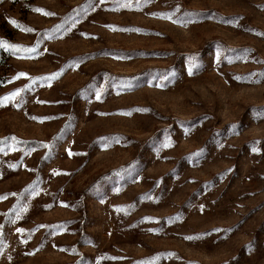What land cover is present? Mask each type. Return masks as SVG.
Wrapping results in <instances>:
<instances>
[{
	"label": "rangeland",
	"instance_id": "1",
	"mask_svg": "<svg viewBox=\"0 0 264 264\" xmlns=\"http://www.w3.org/2000/svg\"><path fill=\"white\" fill-rule=\"evenodd\" d=\"M0 39V264H264V0H0Z\"/></svg>",
	"mask_w": 264,
	"mask_h": 264
},
{
	"label": "snow or ice",
	"instance_id": "2",
	"mask_svg": "<svg viewBox=\"0 0 264 264\" xmlns=\"http://www.w3.org/2000/svg\"><path fill=\"white\" fill-rule=\"evenodd\" d=\"M32 10L33 11H36V12H41V13L46 14V15H52V13H46V12H44L43 9H40V8H33ZM10 23H12L16 27L22 28V30H25V31H33L32 29H26V28H24V26L19 25L15 20H10ZM37 44H38V42H37ZM36 46L37 45H33L32 48H24V46H22V45L9 44L7 41H4V40L0 39V48H5V49H12V50L24 49L27 52H34L35 49H36ZM25 75H26L25 73H18L17 74V77H19V76H25ZM54 76H55V74H53V78H54ZM17 77H13V79H15ZM31 79H39V78H31ZM25 87H28V86L25 85ZM20 91H21V89H16V90H14L11 93L6 94L4 97H0V106H2L3 103L6 102L9 98L16 97L17 94ZM96 97H97V99H99L100 98V94L97 93L96 94ZM165 146H168V145L166 144ZM252 151H257V149L256 148H253ZM17 231L19 232V231H23V230L22 229H17ZM186 239H192V237H186Z\"/></svg>",
	"mask_w": 264,
	"mask_h": 264
}]
</instances>
